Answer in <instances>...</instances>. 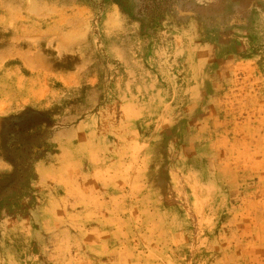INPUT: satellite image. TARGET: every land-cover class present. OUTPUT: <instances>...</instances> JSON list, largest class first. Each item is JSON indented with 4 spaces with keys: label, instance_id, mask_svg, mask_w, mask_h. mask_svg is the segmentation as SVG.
<instances>
[{
    "label": "rangeland",
    "instance_id": "obj_1",
    "mask_svg": "<svg viewBox=\"0 0 264 264\" xmlns=\"http://www.w3.org/2000/svg\"><path fill=\"white\" fill-rule=\"evenodd\" d=\"M0 264H264V0H0Z\"/></svg>",
    "mask_w": 264,
    "mask_h": 264
}]
</instances>
